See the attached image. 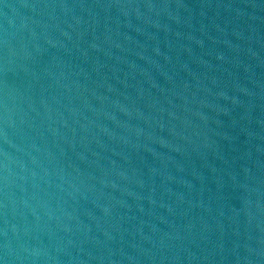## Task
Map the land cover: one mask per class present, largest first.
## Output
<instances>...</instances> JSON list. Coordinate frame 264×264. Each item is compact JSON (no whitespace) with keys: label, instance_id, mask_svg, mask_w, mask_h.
I'll return each instance as SVG.
<instances>
[{"label":"water","instance_id":"1","mask_svg":"<svg viewBox=\"0 0 264 264\" xmlns=\"http://www.w3.org/2000/svg\"><path fill=\"white\" fill-rule=\"evenodd\" d=\"M0 264H264V0H0Z\"/></svg>","mask_w":264,"mask_h":264}]
</instances>
